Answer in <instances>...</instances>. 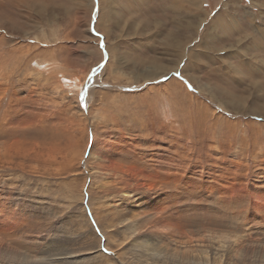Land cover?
Here are the masks:
<instances>
[{"label":"rangeland","instance_id":"rangeland-1","mask_svg":"<svg viewBox=\"0 0 264 264\" xmlns=\"http://www.w3.org/2000/svg\"><path fill=\"white\" fill-rule=\"evenodd\" d=\"M0 264H264V0H0Z\"/></svg>","mask_w":264,"mask_h":264},{"label":"bare ground","instance_id":"bare-ground-1","mask_svg":"<svg viewBox=\"0 0 264 264\" xmlns=\"http://www.w3.org/2000/svg\"><path fill=\"white\" fill-rule=\"evenodd\" d=\"M106 147L107 148H111L112 146L110 145V142H106ZM115 146V145H114ZM113 148V147H112ZM116 149H119V148H115V150ZM111 152V151H110ZM118 152H119V150H118ZM98 159H100V158H98ZM103 159H104V157H103ZM134 159V158H133ZM106 161V160H105ZM105 165V164H104ZM126 165V164H125ZM99 167V166H98ZM111 167H113L115 170L117 169L118 170V168H120V169H122V165L121 164H119L118 165V163L117 162H114L113 164H111ZM109 168V167H108ZM133 168V167H132ZM133 171L131 170V173H132ZM123 185V184H122ZM139 186V185H138ZM125 187V186H124ZM135 187H137V185H135ZM134 187V188H135ZM148 188L149 190V195H150V197H148V199L147 198H145L144 197V195L142 196V200H141V202L140 203H137L138 204V206L137 207H131V208H133V210H143V211H147V212H145V213H142V215L141 216H147L146 217V219H145V222H146V224L148 225V223H150L149 224V226H150V228H155L156 226H157V222H159V220L157 219V221L155 220V225L153 224V219L156 217V215H157V209H155V207H154V205H152V204H150L149 202H148V200H150V198H152V201H155L156 200V194L157 193H155V191L153 190V189H150L151 188V185H148V186H143V188ZM128 189V188H127ZM136 189V188H135ZM155 193V194H154ZM146 195V194H145ZM125 196V200H124V202L125 203H127L128 201H131V198L133 199L134 197L132 196H130V194H126V195H124ZM131 197V198H130ZM128 206V205H127ZM148 207H150V209L148 210ZM158 208V207H157ZM152 212H154L155 213V217L154 218H152ZM157 212V213H156ZM152 218V219H151ZM139 221V220H138ZM139 227V226H138ZM147 227V226H146ZM143 228V227H142ZM141 228V229H142ZM149 228V227H148ZM138 229V228H137ZM141 234V233H140ZM140 234H139V236H137L138 237V239H140V237L142 236V234H141V236H140ZM144 241H147L146 239H144ZM146 243V242H145ZM152 248V247H151ZM153 248H154V246H153ZM148 249H150V248H148ZM160 251V250H159Z\"/></svg>","mask_w":264,"mask_h":264},{"label":"snow or ice","instance_id":"snow-or-ice-1","mask_svg":"<svg viewBox=\"0 0 264 264\" xmlns=\"http://www.w3.org/2000/svg\"><path fill=\"white\" fill-rule=\"evenodd\" d=\"M101 46H103V45H101ZM102 65H98L97 67H101ZM93 71V73H95V71H96V69H93L92 70ZM177 75H179V73H177ZM167 77H165V79H166ZM89 79H91V77H89ZM86 89H85V91H82L81 92V96H80V98H81V100H84L85 99V97H86ZM105 251H107V249H105Z\"/></svg>","mask_w":264,"mask_h":264}]
</instances>
